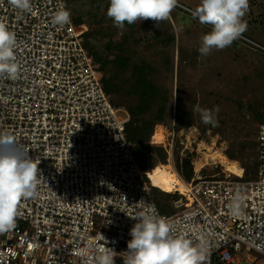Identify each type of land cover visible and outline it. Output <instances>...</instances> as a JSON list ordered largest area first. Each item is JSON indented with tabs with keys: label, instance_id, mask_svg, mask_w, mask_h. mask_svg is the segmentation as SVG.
<instances>
[{
	"label": "built area",
	"instance_id": "obj_1",
	"mask_svg": "<svg viewBox=\"0 0 264 264\" xmlns=\"http://www.w3.org/2000/svg\"><path fill=\"white\" fill-rule=\"evenodd\" d=\"M61 3L68 10L64 0H32V10L20 14L0 0V22L17 36L19 65L17 79L0 77V137L11 138L38 164L36 195L21 200L15 227L0 233V264H98L108 247L127 250L133 218L147 204L173 224L175 235L205 242V264H260L264 123L250 177L194 175L173 201L174 212L163 214L133 153L127 112L112 104L86 49L85 25L72 15L63 27L52 23ZM236 197L242 199L238 216L230 211ZM243 250L256 255L238 257ZM115 264L123 259L116 256Z\"/></svg>",
	"mask_w": 264,
	"mask_h": 264
},
{
	"label": "rangeland",
	"instance_id": "obj_2",
	"mask_svg": "<svg viewBox=\"0 0 264 264\" xmlns=\"http://www.w3.org/2000/svg\"><path fill=\"white\" fill-rule=\"evenodd\" d=\"M65 1L73 19L86 27L85 46L99 65L106 94L121 115L127 112V136L140 161L156 163L154 151L165 152L164 162L185 183L189 179L183 176L184 160L192 177L226 173L210 157L218 150L238 162L244 177L252 175L257 128L264 122V0H249L243 17L248 28L241 36L258 46L239 38L207 56L198 49L211 25L201 24L180 7L158 23L149 19L125 23L121 29L107 16L110 0ZM192 1L178 3L195 10L200 0ZM197 106L209 110L218 106L219 112H213L218 126L202 123L194 111ZM185 112L191 114L190 125L175 128L177 114ZM157 126L165 127V133H157L164 148L150 144ZM151 195L165 215L174 212L173 201L180 197L177 191L155 189ZM246 253L256 255L244 250L236 255L243 258ZM256 256L264 264V257Z\"/></svg>",
	"mask_w": 264,
	"mask_h": 264
},
{
	"label": "clouds",
	"instance_id": "obj_3",
	"mask_svg": "<svg viewBox=\"0 0 264 264\" xmlns=\"http://www.w3.org/2000/svg\"><path fill=\"white\" fill-rule=\"evenodd\" d=\"M20 14L32 10V0H8ZM178 0H110L107 16L114 25L123 28L125 23L152 20L155 23L169 18ZM249 10V0H200L192 15L203 25H211V31L202 37L198 49L207 56L212 49L223 50L247 30L243 19ZM54 25L63 27L71 23V13L63 3L52 16ZM17 36L4 22H0V77L15 80L19 65L15 55ZM199 112L202 123L218 126L214 110L194 108ZM38 164L8 137H0V233L12 230L19 215L22 199L36 195L38 184ZM139 204V202L137 203ZM242 199L236 197L230 204L233 215L242 214ZM130 229L131 239L127 250L116 252L106 249L98 259V264H115L120 256L123 264H205L208 248L204 241L193 244L190 239L175 235L173 224L156 213L155 206H143Z\"/></svg>",
	"mask_w": 264,
	"mask_h": 264
},
{
	"label": "bare ground",
	"instance_id": "obj_4",
	"mask_svg": "<svg viewBox=\"0 0 264 264\" xmlns=\"http://www.w3.org/2000/svg\"><path fill=\"white\" fill-rule=\"evenodd\" d=\"M163 128L157 126L155 128L156 133H165V129ZM210 157L212 160H215L216 163H220L223 166L224 171H227L228 173L239 177L243 175L244 170L241 166H239L238 162L228 159L223 153L219 152L218 150L213 151ZM146 175L150 182V185L157 187L164 192L172 193L174 191H177L180 194L185 193L187 187L186 184L180 179V177L177 176L175 172L171 170V166H169V164H157L150 172L146 173Z\"/></svg>",
	"mask_w": 264,
	"mask_h": 264
},
{
	"label": "trees",
	"instance_id": "obj_5",
	"mask_svg": "<svg viewBox=\"0 0 264 264\" xmlns=\"http://www.w3.org/2000/svg\"><path fill=\"white\" fill-rule=\"evenodd\" d=\"M106 91H108L107 88H106ZM191 120H192V117H191V114L189 112L177 114V116L175 118V128L178 129V128H183V127H188L190 125ZM261 123H264V122H261ZM261 123H259V124H261ZM152 133L153 134H151V136H150L151 146L155 147V148H164L165 145H162L163 144L162 142L164 141V139H162L160 137V135L157 134L155 131H153ZM152 135H153V138H152ZM154 152L157 154L156 158H157L158 162H156V163L155 162L152 163V162L140 161V159L138 157V153L133 150V153H134V155L138 161L139 166L146 173L150 172L157 164L164 165V164L168 163V162H164L165 161L164 159L166 157L165 152H162V151H154ZM230 160H232V159H230ZM182 166L184 168V173H183L184 179H186V180L190 179L192 177V169H191L189 162L187 160H184ZM152 189H155L157 191L160 190L157 187H152ZM166 193H171V192H166ZM162 194H164V193H162Z\"/></svg>",
	"mask_w": 264,
	"mask_h": 264
},
{
	"label": "crops",
	"instance_id": "obj_6",
	"mask_svg": "<svg viewBox=\"0 0 264 264\" xmlns=\"http://www.w3.org/2000/svg\"><path fill=\"white\" fill-rule=\"evenodd\" d=\"M179 1H181V2H183V3H186V2L191 3V2H193L192 0H179ZM188 6H189V5H188Z\"/></svg>",
	"mask_w": 264,
	"mask_h": 264
}]
</instances>
